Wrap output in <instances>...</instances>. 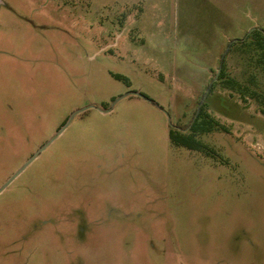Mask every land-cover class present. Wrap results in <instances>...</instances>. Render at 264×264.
I'll return each instance as SVG.
<instances>
[{"label":"rangeland","instance_id":"obj_1","mask_svg":"<svg viewBox=\"0 0 264 264\" xmlns=\"http://www.w3.org/2000/svg\"><path fill=\"white\" fill-rule=\"evenodd\" d=\"M253 28L264 0H0V189L37 155L0 264H264Z\"/></svg>","mask_w":264,"mask_h":264},{"label":"trees","instance_id":"obj_2","mask_svg":"<svg viewBox=\"0 0 264 264\" xmlns=\"http://www.w3.org/2000/svg\"><path fill=\"white\" fill-rule=\"evenodd\" d=\"M247 38L256 46L255 53L257 59L255 62L257 66L264 70V31L261 29H254ZM248 94L251 98H264L262 94L252 90ZM202 114L203 111L201 110L199 117L192 122L189 133L173 129L170 130V140L173 145L184 147L189 150L204 151L205 146L201 141L196 139V135L205 133L211 126L205 120L201 119Z\"/></svg>","mask_w":264,"mask_h":264},{"label":"water","instance_id":"obj_3","mask_svg":"<svg viewBox=\"0 0 264 264\" xmlns=\"http://www.w3.org/2000/svg\"><path fill=\"white\" fill-rule=\"evenodd\" d=\"M254 29H257V28H253L251 31H249L248 32V34L249 33H251ZM235 41H237V40H235ZM231 45V44H230ZM228 49V48H227ZM227 51V50H226ZM226 53V52H225ZM225 53H224V55L222 56V62H221V66H220V68H219V72H218V74H217V77H218V75H219V73H220V71H221V69H222V63H223V59H224V56H225ZM201 106H202V103L199 105V107H198V112H197V114L199 113V111H200V109H201ZM90 107H87V108H84V109H82V110H80V111H77L74 115H76V114H78V113H80V112H83V111H85V110H87V109H89ZM110 110L109 109H107V110H104L103 112H105V113H107V112H109ZM73 115V116H74ZM168 120H169V124H170V126H172V123H171V120H170V117L168 116ZM62 132V130L59 132V133H61ZM49 144H47V145H45L43 148H42V150H44L47 146H48ZM41 150V151H42ZM37 156V155H36ZM36 156H34L31 160H29L20 170H19V172L17 173V174H15L10 180H9V182L5 185V186H3L1 189H0V193L6 188V186L15 178V177H17L35 158H36Z\"/></svg>","mask_w":264,"mask_h":264},{"label":"flooded vegetation","instance_id":"obj_4","mask_svg":"<svg viewBox=\"0 0 264 264\" xmlns=\"http://www.w3.org/2000/svg\"><path fill=\"white\" fill-rule=\"evenodd\" d=\"M177 130H179V131H180V129H177Z\"/></svg>","mask_w":264,"mask_h":264}]
</instances>
